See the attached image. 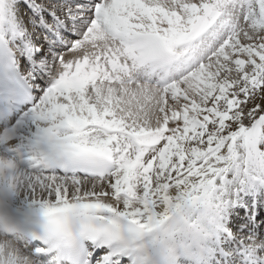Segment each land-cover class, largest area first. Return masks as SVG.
<instances>
[{"label": "snow or ice", "instance_id": "6c2138e0", "mask_svg": "<svg viewBox=\"0 0 264 264\" xmlns=\"http://www.w3.org/2000/svg\"><path fill=\"white\" fill-rule=\"evenodd\" d=\"M0 264H264V0H0Z\"/></svg>", "mask_w": 264, "mask_h": 264}]
</instances>
